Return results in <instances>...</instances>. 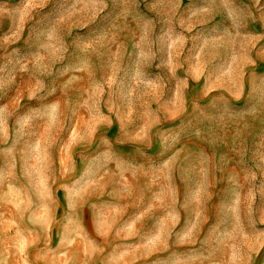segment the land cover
Segmentation results:
<instances>
[{
	"label": "rangeland",
	"instance_id": "obj_1",
	"mask_svg": "<svg viewBox=\"0 0 264 264\" xmlns=\"http://www.w3.org/2000/svg\"><path fill=\"white\" fill-rule=\"evenodd\" d=\"M0 264H264V0H0Z\"/></svg>",
	"mask_w": 264,
	"mask_h": 264
}]
</instances>
